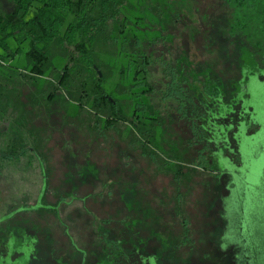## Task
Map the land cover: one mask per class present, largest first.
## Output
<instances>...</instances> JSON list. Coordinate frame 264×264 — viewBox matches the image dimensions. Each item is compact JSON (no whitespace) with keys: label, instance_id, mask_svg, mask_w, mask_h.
<instances>
[{"label":"flooded vegetation","instance_id":"af4514ba","mask_svg":"<svg viewBox=\"0 0 264 264\" xmlns=\"http://www.w3.org/2000/svg\"><path fill=\"white\" fill-rule=\"evenodd\" d=\"M178 15L180 18L173 22H180L182 16ZM160 25L156 30L159 35L146 40L147 48L143 47L144 50L139 47L135 52L131 49L128 54L119 50L120 55L140 61L132 83L128 86L118 84L115 88L121 97L135 96L128 117L123 116L119 100L104 87L110 78L103 87L109 94V101L118 103L121 114V119L112 128L89 122L92 118L89 109L81 111L73 103L67 115L61 117L75 119L79 113L86 111V130L89 134L95 133L94 125L97 124L105 132L118 135L119 124L125 122L131 132L126 147L140 155L145 168L158 176L182 178L199 194L201 199L197 203L202 212V230H196L195 226L191 231L185 220H181L179 232L169 238L164 234H151L133 218L132 208L126 207L125 228L120 222L115 224V228H109L105 220L97 219L87 236L84 234L88 232V225L82 228L85 233L78 231L74 234L79 218L72 227L62 218L60 203L53 204L49 200L48 187L53 182L42 161L46 142L40 118L42 114L52 118L60 115L53 114L50 106L43 105L34 123V129L39 133V149L32 146L17 159H10L4 155L8 133L0 137V264H217L219 254H240L239 245H231L225 238L229 223L233 221L231 216L230 220L227 219V208L231 191L235 188V178L242 175V126L246 127L245 135H252L258 130V125L252 121V108L247 104L249 95L242 93L240 83L243 71L250 67L255 68L264 82V61L250 55L239 45L228 46L222 35L215 34L214 37L213 26L208 35L209 43L217 52L218 48L226 50L229 56L208 61L200 56L201 47L199 51L196 48L192 50L195 40L186 36L185 27ZM126 32L118 33V44L126 38ZM155 40L160 43H155ZM143 55L147 64L143 63ZM54 67L58 71L63 69ZM96 71L102 78V72ZM126 71H131L130 64ZM119 73L122 76L124 69ZM139 84L144 85L129 93L117 90L118 87ZM137 105H146L144 115L136 111ZM142 116L147 119L152 139L163 145L165 151L157 153L160 159L156 161L153 156H145L131 145L135 131L127 119H133L136 124V118ZM158 119L163 120L162 124L156 122ZM91 124L93 126H89ZM4 137L7 138L5 142ZM32 162L39 167L41 180L40 187L34 190L37 191L35 194L20 184L25 166ZM20 165L22 168L19 170ZM4 181L7 182L3 184ZM134 195V198L138 197V193ZM180 207V202L174 200L172 208ZM82 211L89 215L85 209ZM85 219L86 222L89 220L88 217ZM194 219L196 225L197 219ZM218 241H222L220 249ZM224 261L227 264H247L245 260L241 263L228 257Z\"/></svg>","mask_w":264,"mask_h":264},{"label":"rangeland","instance_id":"374dc122","mask_svg":"<svg viewBox=\"0 0 264 264\" xmlns=\"http://www.w3.org/2000/svg\"><path fill=\"white\" fill-rule=\"evenodd\" d=\"M128 1L136 10L126 11L132 26L127 29L125 37L127 40L136 37L145 45L146 40H152L159 35L156 30H159L161 25L157 18L143 14V0ZM153 3L162 9L167 18L176 13L182 16L184 23H180L179 27L180 29L185 27L186 36L195 39V47L192 45L193 51L194 48L199 51L198 48L201 47L202 58L211 61L215 57H225V52L220 48L217 52L208 38L212 26L213 36L224 33V25L217 18L220 12L219 0H153ZM4 5H6L4 1L0 0V6ZM4 18L5 24L19 22L10 7L4 9ZM115 35L118 36V29L115 30ZM197 40L199 44L201 42L200 46ZM9 43L13 49L18 47L14 41ZM22 47L23 52L28 50L26 43ZM119 50L120 44L100 49L103 62L114 68L113 75L104 87L119 100L123 116L128 117L135 96L121 97L115 88L118 84L128 86L132 83L134 71L140 68V61L120 55ZM129 64L131 71L127 73ZM25 65L24 55L6 63L7 68L16 71H22ZM54 65L62 69L64 60L58 58L54 61ZM121 69L125 71L122 76L119 73ZM262 74L264 75V70ZM46 83L45 78L32 85H24L20 82L18 88L22 94L35 96L45 105L41 93L46 91ZM240 87L242 93L247 92L249 95L247 104L252 108V121L258 125V130L252 135H245L246 127L242 126L244 133L241 140L240 171L244 184L241 197L245 210L239 225L243 236L259 248L260 264H264V82L259 78L255 68L250 67L243 71ZM73 107L77 110L76 106ZM87 117L88 114L84 111L75 119L71 117L64 119L61 116L52 118L48 114H42L40 118L41 123L44 124L43 140L46 142L42 161L48 171L49 179L53 182L48 187L49 200L53 201V204L60 203L61 216L71 226L73 223L76 224V219L79 218L74 234L78 231L85 233L84 229L88 225V232L84 234L87 236L97 219L105 220L109 228H115L117 222L125 228L126 224L123 220H125L126 207L132 208L133 218L143 227L142 229L151 234H164L169 238L173 233L179 232L181 220H185L191 231L195 226L196 230H202V212L197 203L201 197L192 186L186 185L182 178L158 176L145 168L140 155L126 147L131 132L125 122L119 124L118 135L105 132L97 124L94 125L95 133L89 134L86 130ZM5 137L3 142L7 140ZM18 168L20 170L22 166ZM6 182L4 181L3 184ZM20 184L33 194L37 192L34 190L40 187L39 167L33 162L25 166ZM183 185H186V188H183ZM240 186L241 179L235 178V188L231 191L228 208L237 205L239 200L237 192ZM137 193L138 197L134 198V194ZM174 200L180 202V208H172ZM82 207L89 212V215L82 211ZM234 214V211L228 209L227 219L230 220ZM86 217L89 218L87 222ZM194 217L197 219L196 225L193 223ZM229 224L225 235L227 243L238 245L232 222ZM191 237L193 238V235Z\"/></svg>","mask_w":264,"mask_h":264},{"label":"trees","instance_id":"16d2710c","mask_svg":"<svg viewBox=\"0 0 264 264\" xmlns=\"http://www.w3.org/2000/svg\"><path fill=\"white\" fill-rule=\"evenodd\" d=\"M3 1L6 5L0 6V137L6 132L9 136L4 155L17 159L32 146L40 148L39 133L34 129V123L39 118L43 102L35 96L22 94L18 88L20 82L32 85L45 78L47 87L41 96L53 114L65 117L73 103L81 111L89 109L92 115L89 122L112 128L121 119V114L118 103L109 101V94L103 87L113 75L114 68L102 61L100 49L118 44L115 30L118 29L119 34L127 31L132 22L126 11H135L136 8L128 0ZM143 2V14L157 18L160 24L180 26L184 23L182 19L179 23L173 22L179 16L177 13L168 18L164 16L153 0ZM219 5V17H215L224 25L222 40L231 47L239 45L250 55L264 61V0H219ZM6 7L12 8L18 17V24H5ZM191 40L195 39L191 37ZM11 41L18 46L16 49L10 46ZM25 43L28 50L23 52L22 45ZM155 43L160 42L155 40ZM146 45L135 38H125L120 50L128 54L131 49L135 52L136 48H147ZM223 52L225 57L229 56L226 50ZM22 55L26 62L22 71L6 67L7 61H14ZM58 58L64 60L60 71L53 64ZM143 63L147 64L144 55ZM96 69L102 72V78H99ZM143 85L118 87L117 90L129 93ZM136 107L138 113H146V105ZM158 120L156 122L162 124L163 120ZM127 121L135 131L131 145L145 156H153L155 161L160 159L157 153L165 151L163 145L152 139L147 119L138 117L136 124L133 119L128 118ZM217 228L220 230L219 226ZM221 244L222 241H218L219 249ZM227 257L244 263L240 249L239 255L219 254L217 264H227L224 261Z\"/></svg>","mask_w":264,"mask_h":264},{"label":"water","instance_id":"95a60500","mask_svg":"<svg viewBox=\"0 0 264 264\" xmlns=\"http://www.w3.org/2000/svg\"><path fill=\"white\" fill-rule=\"evenodd\" d=\"M99 76H101V74L99 73ZM238 179H241V186L239 191L237 192V196L239 200H237V205H234L231 208H227L230 211H234L235 214L232 216L233 217V221L232 225L234 228V232L236 234V239L238 240V245L241 249V257L243 260H245V262L247 264H260L261 263V253L258 247H256L255 243L250 241L248 238H245L243 236V231L240 228V219L242 217V215L244 214V210H245V205H244V201L241 197V193L243 192V187L244 184L242 182V175L237 177Z\"/></svg>","mask_w":264,"mask_h":264}]
</instances>
